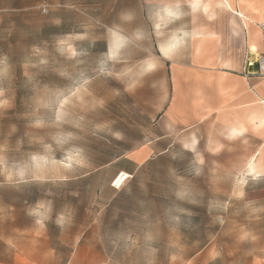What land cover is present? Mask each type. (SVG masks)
I'll list each match as a JSON object with an SVG mask.
<instances>
[{"label":"rangeland","instance_id":"rangeland-1","mask_svg":"<svg viewBox=\"0 0 264 264\" xmlns=\"http://www.w3.org/2000/svg\"><path fill=\"white\" fill-rule=\"evenodd\" d=\"M157 22L143 0H0V264H64L78 246L105 264H264V179L242 177L264 140L215 120L193 149L156 140ZM149 143L170 147L126 157Z\"/></svg>","mask_w":264,"mask_h":264},{"label":"crops","instance_id":"crops-1","mask_svg":"<svg viewBox=\"0 0 264 264\" xmlns=\"http://www.w3.org/2000/svg\"><path fill=\"white\" fill-rule=\"evenodd\" d=\"M143 3L157 12L158 36L152 58L156 59L158 69L167 74L169 87L159 112L157 126L161 134L156 140L186 136L187 149H193L197 142L190 141L191 134L195 136L211 120L226 130L224 136L228 139L251 135L264 140V131L252 130L264 113V82L258 77L246 78L242 69L247 49H260L257 25L264 0ZM241 127L247 132H240ZM220 144L215 142L213 148L217 150ZM169 147L155 152L150 145L141 154L145 156L141 160H136V149L125 155L140 166L155 153L167 152ZM64 264H105V258L93 249L78 246ZM193 264L204 262L196 258Z\"/></svg>","mask_w":264,"mask_h":264},{"label":"built area","instance_id":"built-area-1","mask_svg":"<svg viewBox=\"0 0 264 264\" xmlns=\"http://www.w3.org/2000/svg\"><path fill=\"white\" fill-rule=\"evenodd\" d=\"M260 33V49H247L243 63V74L246 78L258 77L264 82V7L262 8L261 20L257 25ZM131 178L129 174L119 172L111 181V187L114 190H120Z\"/></svg>","mask_w":264,"mask_h":264},{"label":"bare ground","instance_id":"bare-ground-1","mask_svg":"<svg viewBox=\"0 0 264 264\" xmlns=\"http://www.w3.org/2000/svg\"><path fill=\"white\" fill-rule=\"evenodd\" d=\"M254 48H252L253 50ZM253 112V111H252ZM257 120V119H256ZM246 121V120H245ZM247 122V121H246ZM252 130L254 131H264V113H262L257 122H255L252 125ZM240 132L246 133L247 129L244 127H241ZM257 155H254L247 163L243 173L242 177L245 179L253 180V181H259L264 179V168L260 165L259 160H257ZM127 174V173H123Z\"/></svg>","mask_w":264,"mask_h":264},{"label":"clouds","instance_id":"clouds-1","mask_svg":"<svg viewBox=\"0 0 264 264\" xmlns=\"http://www.w3.org/2000/svg\"><path fill=\"white\" fill-rule=\"evenodd\" d=\"M193 7H196V5H193Z\"/></svg>","mask_w":264,"mask_h":264}]
</instances>
